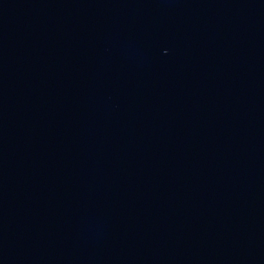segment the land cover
<instances>
[{
    "label": "water",
    "instance_id": "95a60500",
    "mask_svg": "<svg viewBox=\"0 0 264 264\" xmlns=\"http://www.w3.org/2000/svg\"><path fill=\"white\" fill-rule=\"evenodd\" d=\"M262 17H264V0H246Z\"/></svg>",
    "mask_w": 264,
    "mask_h": 264
}]
</instances>
